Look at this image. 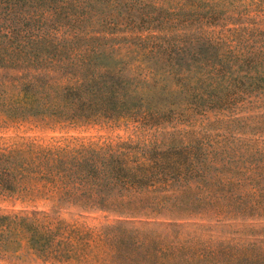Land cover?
<instances>
[{
    "label": "trees",
    "instance_id": "16d2710c",
    "mask_svg": "<svg viewBox=\"0 0 264 264\" xmlns=\"http://www.w3.org/2000/svg\"><path fill=\"white\" fill-rule=\"evenodd\" d=\"M182 2L0 0V113L163 120L180 110L264 100V31L228 37L202 22H181ZM119 149L0 152V189L42 182L60 189V203L124 218L103 226L90 244L89 234L56 223L53 210L1 215L0 244L25 241L44 263L186 264L183 248L172 243L162 255L127 227L142 190L180 174L186 147ZM256 173L240 184L262 177ZM77 196L85 198L73 201Z\"/></svg>",
    "mask_w": 264,
    "mask_h": 264
},
{
    "label": "rangeland",
    "instance_id": "374dc122",
    "mask_svg": "<svg viewBox=\"0 0 264 264\" xmlns=\"http://www.w3.org/2000/svg\"><path fill=\"white\" fill-rule=\"evenodd\" d=\"M182 4L181 22L195 26L202 22L214 26L216 32L222 29L228 37L264 31V0H183ZM169 115L163 120L97 117L72 121L0 113V152L123 151L119 149L123 145L134 150L154 146L166 150L182 144L188 163L170 181L142 190L139 211H133L134 224L127 222V227L148 236L163 250L162 255L172 243L183 248L190 256L186 264H264V100L232 109L203 106ZM249 172L262 177L255 175V182L245 181L242 186ZM60 194V189L33 180L12 191L0 189V216L53 210L55 214L50 215L56 223L89 234L85 241L90 244L96 243L103 226L124 221L113 213L60 203ZM175 196L178 199L173 201ZM25 244L1 243L0 264H54L44 263Z\"/></svg>",
    "mask_w": 264,
    "mask_h": 264
}]
</instances>
